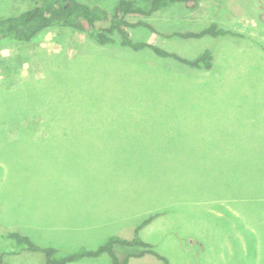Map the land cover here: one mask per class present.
Masks as SVG:
<instances>
[{"label": "rangeland", "instance_id": "1", "mask_svg": "<svg viewBox=\"0 0 264 264\" xmlns=\"http://www.w3.org/2000/svg\"><path fill=\"white\" fill-rule=\"evenodd\" d=\"M78 1L109 17L119 2ZM195 1L126 17L157 33L125 31L188 60L211 49L210 70L60 28L0 47L1 231L52 247L60 260L111 236L132 240L154 214L139 238L167 264H264V0ZM40 2L0 0V19ZM212 23L233 36H164ZM142 251L114 246L119 260ZM127 264L165 263L145 254Z\"/></svg>", "mask_w": 264, "mask_h": 264}, {"label": "trees", "instance_id": "2", "mask_svg": "<svg viewBox=\"0 0 264 264\" xmlns=\"http://www.w3.org/2000/svg\"><path fill=\"white\" fill-rule=\"evenodd\" d=\"M173 3H183L188 8L195 5V0H150V8L144 10L135 5L131 0H119L113 14L108 13L100 6H90L78 0H41L33 8L24 11L16 16L0 19V47L6 43H27L32 41L39 34L55 28L69 29L72 31L85 33L90 39L101 46L118 45L129 48L133 51L149 50L160 58L174 59L189 67L198 70H210L214 64V52L205 49L194 60L182 58L159 46L147 42L133 41L125 31V27L144 26L151 32L157 33L153 26L145 22L128 23L126 17L130 14L149 16L160 11ZM109 20L106 28L96 27V23ZM226 37L233 36V33L220 29L215 23L198 33L195 32H175L171 35H164L168 38H199L203 36ZM116 37H118L116 39ZM156 215L146 218L135 230L132 240L123 239L118 236H111L106 242L95 250L79 249L75 254L66 256L60 260H55L57 252L52 247H41L34 243L28 236L18 232H3L0 230V264H8L5 261L6 255H18L21 252L41 253L45 256L43 264H70L76 263L83 258H97L103 254L108 255L111 264H127L130 257H141L145 254L152 255L167 264V260L160 256L153 247L143 242L139 238V231L152 222ZM13 247L9 252L2 250L8 245ZM8 244V245H7ZM138 246L143 251L139 254H129L123 260H119L114 253V246Z\"/></svg>", "mask_w": 264, "mask_h": 264}, {"label": "water", "instance_id": "3", "mask_svg": "<svg viewBox=\"0 0 264 264\" xmlns=\"http://www.w3.org/2000/svg\"><path fill=\"white\" fill-rule=\"evenodd\" d=\"M263 19H264V17H263Z\"/></svg>", "mask_w": 264, "mask_h": 264}]
</instances>
